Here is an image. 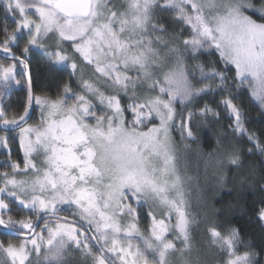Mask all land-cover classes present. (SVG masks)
<instances>
[{
  "label": "snow or ice",
  "instance_id": "6c2138e0",
  "mask_svg": "<svg viewBox=\"0 0 264 264\" xmlns=\"http://www.w3.org/2000/svg\"><path fill=\"white\" fill-rule=\"evenodd\" d=\"M0 8V231L14 237L0 240V264H206L209 249L217 264H264L239 229L198 219L179 171L180 144L198 143L221 110L232 139L247 135V151L264 155L232 94L247 86L264 106V0ZM34 56L50 75L43 87ZM13 85L25 93L16 111L4 103ZM228 140L220 134L216 163L239 170ZM256 216L264 225V200Z\"/></svg>",
  "mask_w": 264,
  "mask_h": 264
},
{
  "label": "trees",
  "instance_id": "16d2710c",
  "mask_svg": "<svg viewBox=\"0 0 264 264\" xmlns=\"http://www.w3.org/2000/svg\"><path fill=\"white\" fill-rule=\"evenodd\" d=\"M2 19L3 9L0 8V20ZM32 61L33 73L38 81V86L43 87L49 84L50 75L39 62V57H32ZM233 74H229L230 77ZM5 93V106L13 105L11 111H16L19 103L25 98V93L15 85L10 90H5ZM37 94L44 93L37 91ZM232 94L235 97L234 102L243 114L247 133L254 134L264 141V106L252 96L246 86L239 90H233ZM212 99L218 100L220 97L210 94L209 100ZM210 106L214 107L215 105L210 104ZM36 118L37 113L35 112L29 123H37L38 118ZM228 122L227 112L221 110L219 123L204 126L198 135V143L187 142L188 148L180 144L179 171L183 179V186L187 191V199L191 208L199 214L198 219L207 218L222 225H230L239 229L243 239L251 242L259 250L264 247V225L257 219L256 210L264 200V193L260 191L261 185H264V179H261L264 177V155L256 150L251 153L247 151L248 148L253 147L252 143L247 140V135L243 137L237 135L233 140L230 135L231 129L226 127ZM221 133L229 134V140L225 141V144L238 143L243 153V163L239 170L234 169L231 165L220 168L216 163L218 157L215 153L218 147H222L217 144ZM2 134L0 132V135ZM12 134L15 135V133ZM174 135L178 136V134ZM12 147L15 149V145ZM15 158L14 155L13 159ZM4 159L6 157L0 155V163ZM5 170L7 169L0 167V171ZM241 177H253V179L248 183L241 184ZM198 232L199 235L195 236L194 242L199 247L206 243V237L203 236L202 229ZM0 239H14V237L6 232H0ZM208 264H217L215 253Z\"/></svg>",
  "mask_w": 264,
  "mask_h": 264
},
{
  "label": "rangeland",
  "instance_id": "374dc122",
  "mask_svg": "<svg viewBox=\"0 0 264 264\" xmlns=\"http://www.w3.org/2000/svg\"><path fill=\"white\" fill-rule=\"evenodd\" d=\"M247 87V86H246ZM253 96V95H252ZM254 97V96H253ZM255 98V97H254ZM256 99V98H255ZM256 100H258V99H256ZM36 113H37V118H38V120H39V116H40V112H39V109L37 108V110H36ZM36 118V119H37ZM38 122V121H37ZM184 187V186H183ZM184 191H185V194H186V198H187V191H186V189L184 188ZM1 240V239H0ZM209 251H210V249H209ZM209 251L207 252V256H206V264H208V262H209V260H212V258L214 257V253H213V251L211 250L210 251V254H209ZM3 259V257L2 256H0V260H2Z\"/></svg>",
  "mask_w": 264,
  "mask_h": 264
},
{
  "label": "water",
  "instance_id": "95a60500",
  "mask_svg": "<svg viewBox=\"0 0 264 264\" xmlns=\"http://www.w3.org/2000/svg\"><path fill=\"white\" fill-rule=\"evenodd\" d=\"M0 232H3V231H0Z\"/></svg>",
  "mask_w": 264,
  "mask_h": 264
}]
</instances>
